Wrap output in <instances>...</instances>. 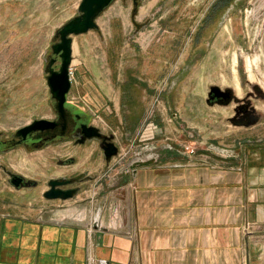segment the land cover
I'll return each mask as SVG.
<instances>
[{
  "label": "rangeland",
  "instance_id": "1",
  "mask_svg": "<svg viewBox=\"0 0 264 264\" xmlns=\"http://www.w3.org/2000/svg\"><path fill=\"white\" fill-rule=\"evenodd\" d=\"M219 1L114 0L98 17V29L73 35L69 98L86 107L124 153L187 144L196 153L225 150L244 135H250L248 144L263 141L264 0ZM80 2L0 0V131L53 115L45 68L60 38L57 30L79 13ZM215 85L231 91L226 101L210 100ZM77 149L68 142L46 151L0 154V210L43 219L98 218L102 194L113 187L123 160L110 162L105 186L95 172L100 163L91 165L97 176L77 197L43 196L50 177L86 167L83 161L60 166L58 160ZM208 152L202 157L213 161ZM6 166L39 186L16 188Z\"/></svg>",
  "mask_w": 264,
  "mask_h": 264
},
{
  "label": "crops",
  "instance_id": "2",
  "mask_svg": "<svg viewBox=\"0 0 264 264\" xmlns=\"http://www.w3.org/2000/svg\"><path fill=\"white\" fill-rule=\"evenodd\" d=\"M249 136L211 152L151 148L108 185L98 218L0 210V264H253L257 252L264 264V139Z\"/></svg>",
  "mask_w": 264,
  "mask_h": 264
},
{
  "label": "flooded vegetation",
  "instance_id": "3",
  "mask_svg": "<svg viewBox=\"0 0 264 264\" xmlns=\"http://www.w3.org/2000/svg\"><path fill=\"white\" fill-rule=\"evenodd\" d=\"M59 41L60 38H57L55 43ZM51 59H55L53 67L58 69L61 64L60 55L51 53L49 54V61ZM69 93L63 110H59L56 107V101L53 99V115L36 117L38 119H48L50 123L47 126L43 128H35L26 133L19 132L21 128L31 124L36 119L34 118L31 122L16 128L14 131H0V154L7 155L18 148H25L30 153L46 151L54 146H65L68 142L72 143V148H78L75 150V153L69 154L64 159L58 160L61 162L60 166L73 167L83 161V165L86 164V167H84V169H79L71 175L50 177L47 181V187L43 191V196L50 200L75 198L83 190H86L88 188V183L91 180H94L97 176L96 173L92 174L91 165L103 164L102 169H100L101 172L99 169H96L95 172H99V174L101 173V177H99L98 180L102 185L105 186L108 184V177L112 171V167H110L111 164L106 159L105 151L109 142L118 146L119 150L118 156L113 157V159L118 158L123 160L122 167L120 166V169L115 171L113 184L120 180L129 181V178L133 174L134 166L146 162L151 157V150L149 148L135 150L130 148L126 154L122 155L121 142L114 138L112 133L105 132L102 127L96 124L93 114L86 107L72 101L69 98ZM229 97L230 96L227 98H215V100L222 99L223 101H226ZM92 145H96L98 149L87 156L88 149ZM114 166H116V164H114ZM6 174L9 176L10 182L18 189L27 186V184L36 188L39 186L37 179L30 178L31 181H29V176L20 171L11 170L8 166H6ZM14 180L15 182L18 181V186H16ZM51 180L58 181L55 187L57 191H72V197H47L46 193L52 188L50 185Z\"/></svg>",
  "mask_w": 264,
  "mask_h": 264
},
{
  "label": "water",
  "instance_id": "4",
  "mask_svg": "<svg viewBox=\"0 0 264 264\" xmlns=\"http://www.w3.org/2000/svg\"><path fill=\"white\" fill-rule=\"evenodd\" d=\"M114 0H81L78 6V14L67 21L56 32V35L60 37V41L52 45V50L55 54H59L61 58V64L58 69L53 67L55 59H51L45 68L47 72V83L52 97L56 101V107L59 110L65 108V103L68 98V93L72 87L71 79V64L73 60V35L83 34L91 29H98L97 22L98 17L104 12V10L110 6ZM231 94L230 90H223L220 86L215 85L211 87L210 100L215 98H227ZM50 121L46 118H36L31 124L24 128H21L19 132H28L35 128H43L47 126ZM26 136V135H24ZM114 136V135H113ZM118 146L109 142L106 147L105 155L107 161L112 162L113 157L118 156ZM15 182V180H14ZM57 180H51V189L46 193L50 198H69L73 193L69 190H58L55 187ZM16 186L19 185L18 181L15 182Z\"/></svg>",
  "mask_w": 264,
  "mask_h": 264
},
{
  "label": "built area",
  "instance_id": "5",
  "mask_svg": "<svg viewBox=\"0 0 264 264\" xmlns=\"http://www.w3.org/2000/svg\"><path fill=\"white\" fill-rule=\"evenodd\" d=\"M71 70H72V69H71ZM71 70H70V73H71ZM185 148H186L187 150H189L191 153H194V152H195V149L191 148L188 144L185 145Z\"/></svg>",
  "mask_w": 264,
  "mask_h": 264
},
{
  "label": "bare ground",
  "instance_id": "6",
  "mask_svg": "<svg viewBox=\"0 0 264 264\" xmlns=\"http://www.w3.org/2000/svg\"><path fill=\"white\" fill-rule=\"evenodd\" d=\"M248 64H249V68H251V61L250 60H248ZM239 87H240V85H239Z\"/></svg>",
  "mask_w": 264,
  "mask_h": 264
},
{
  "label": "trees",
  "instance_id": "7",
  "mask_svg": "<svg viewBox=\"0 0 264 264\" xmlns=\"http://www.w3.org/2000/svg\"><path fill=\"white\" fill-rule=\"evenodd\" d=\"M219 2L222 3V0H220Z\"/></svg>",
  "mask_w": 264,
  "mask_h": 264
}]
</instances>
